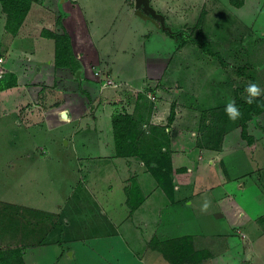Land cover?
Returning a JSON list of instances; mask_svg holds the SVG:
<instances>
[{
  "label": "rangeland",
  "instance_id": "1",
  "mask_svg": "<svg viewBox=\"0 0 264 264\" xmlns=\"http://www.w3.org/2000/svg\"><path fill=\"white\" fill-rule=\"evenodd\" d=\"M80 1L87 8V17L70 8L71 2L76 5L79 1L33 0L21 35L14 41L12 34L4 28L5 15L0 10V56L3 59L0 61V81L5 83V87L0 88V247L21 248L26 264H61L63 261L96 264L90 237L93 226L100 225L93 223L101 220L100 224L106 229L113 209L120 210L121 202L127 201L128 192L122 188L117 175L111 169L101 168L107 161L86 160L81 155L98 151L93 115L101 101L116 104L118 106L113 110L123 112L127 110L121 103L137 104L138 93H144V100L142 98L137 106L142 109L143 127L147 130L140 141V147L146 151L153 144L149 135L155 133L154 136L161 138L162 134L161 128H152L151 124L165 126L164 130L170 136L168 116L173 102L170 97L167 104L160 102L164 106L160 109H164L166 116L164 124L147 119L148 104L152 103V111L154 102L159 101L158 96L147 91L150 87L146 86L147 81L152 76H157L153 80L171 86L175 82L184 83L188 78L201 79L204 67L192 59H201L211 50L222 57H246L243 58L246 62L236 68L238 73L239 70L242 72L238 74L240 89L230 91L231 101L236 100V94L246 99L245 89L251 83L264 90V0H249V5L258 3L256 8H260L252 15L246 11H229L224 0H150L165 15L166 24L172 30L182 29L201 44L189 41L183 47L178 46L181 37L170 35L151 18L136 13L134 0ZM57 19L70 35L77 70L86 69L80 78L75 67L55 65L54 39L41 34L45 27L62 30ZM9 44L13 49H7ZM123 48L128 50L121 53ZM78 52L83 61L89 59L88 64H81L76 57ZM108 55L115 59L114 67L120 66L122 76L127 78V84L120 85L130 87L124 92L126 101L118 98L122 92L116 95L118 87L113 85L116 80L95 75L96 56L106 58ZM203 80L208 86L204 75ZM138 86L143 89L135 90ZM216 97L219 107L205 110L202 103L195 113L196 117H201L196 129L199 144L218 142V137L222 138L227 131L240 132L239 119L230 120L225 111L230 101L228 97H220L218 93L211 96L212 99ZM212 99L206 98L205 103L212 104ZM64 106L72 115L70 119H79L63 120L65 117L61 116L60 110ZM254 116L255 123L250 122L257 125L258 118L256 114ZM262 138L263 135L258 138L250 155L246 152V165L242 169H246L247 175L231 177L235 170L229 167L227 183L230 190L255 208L259 206V193L252 180H261L264 190ZM245 146L241 144L237 151ZM252 155L255 158L250 157ZM218 167L221 168L220 164L214 165L212 171ZM221 177L212 172L211 179L205 182ZM128 179L136 182L134 175L125 178ZM240 181L244 183L243 189L239 188ZM138 189L136 186L135 190ZM185 190L181 188L177 197L185 195ZM99 202L102 213L99 208L97 210ZM39 211L52 213L48 214V224L40 223L43 216H39ZM257 216L264 225V214ZM77 234L81 240L72 238ZM107 258L111 262L116 260L114 256L107 255ZM161 264L171 262L166 259Z\"/></svg>",
  "mask_w": 264,
  "mask_h": 264
},
{
  "label": "crops",
  "instance_id": "2",
  "mask_svg": "<svg viewBox=\"0 0 264 264\" xmlns=\"http://www.w3.org/2000/svg\"><path fill=\"white\" fill-rule=\"evenodd\" d=\"M73 1H79V4L75 5L73 3L74 5H72L71 2L72 7L70 8H73L79 15L84 14L87 17L85 4L80 0ZM250 2L249 0H244L241 6H235L230 0H224L229 11H246L247 13L251 12L252 15L255 10L260 8H256L258 3L252 2L249 5ZM221 3L224 4L223 1ZM0 8L4 12L2 6ZM4 15L6 20L5 12ZM26 19L27 17L25 21ZM24 22L19 29V33L12 35V41L21 35L20 32L23 29ZM7 49H13L12 45L9 44ZM127 50V48H123L121 53ZM237 54L243 55L240 52H237ZM76 57L79 58L78 60L82 65L89 62V59H86L88 61H83L82 54L79 52ZM244 57L243 55L239 59L235 56H223L226 61V64L223 65L218 57L207 54L201 59H192L204 67L201 69L203 73L201 79L194 81L192 78H188L184 83L175 82L174 86H171V84H163L161 80H153L157 77L154 74L155 76H152L150 81H147V85L145 84L150 86L147 91L154 96H158L159 99L158 102H154L153 110L148 115L150 122L164 124L166 116L164 109H160L164 107L160 102L167 104L170 97V101L173 100L175 103V117L172 122L168 123L171 165L173 168L186 167L190 172L188 181H186V173L183 171L180 173L182 176L180 181H178L175 173H171L172 180L167 181L168 184L166 186L168 191L159 184L141 158L136 155L123 156L116 154L111 118L113 112L119 111L113 110V107L118 105L111 104L106 100L98 104L97 111L93 115V120L95 121L93 124L94 135L98 143V151L81 155L86 160L102 159L107 161L101 168L105 167L103 170L111 169L117 175L118 181L124 190L126 189L125 184H132L134 190L137 186L139 191L135 190L136 193L133 192L131 205L124 199L121 202L120 210H115L111 207L114 213L109 216L110 223L106 225V229L100 224L101 220L93 223L95 225L99 223L100 225V227H97V225L93 226L94 232L90 237V240H92L91 246H93L92 249L95 254L93 256H96L94 259V261H97L96 264L164 263L167 257L159 244L151 242L153 237H157L159 240H178L190 237V239L186 240L188 255L184 264H254L255 261L257 264H264V225L260 221V217L257 216L258 213L264 214L262 181L255 182L252 180V184L255 185L259 193V206H256V208L249 205L248 202L245 203L238 194L230 190L227 184L230 176L245 177L247 175L246 169H242L246 165L244 157H246V152L249 155L251 154L250 150H253L258 138L263 135L262 139H264V112L256 115L258 118L257 125L252 123L255 117L248 121V130L254 137L252 143H248L240 132L231 133L227 131L222 138L218 137V142H200L199 144V132L196 131L201 123V117H196L195 113L199 111V106L201 107L202 103L205 110L219 107L218 98L216 97L214 100L211 96L213 97L218 93L220 97H228V101H231L230 91L233 88L234 90L240 89V84L238 83L240 75H238L236 68L238 69L239 65H243L246 62L243 59ZM114 63L115 59L110 58L109 55L106 58L96 56L94 65L97 74L95 75L111 81L116 80L115 83L117 85L113 84L118 87L116 95L122 92L123 96L121 94L118 98L126 101L125 97L127 95L125 94L124 96V92H126L125 90L128 86L120 87V85H124L123 83L127 84V78L122 76L121 67H114ZM234 65L238 67L233 68ZM83 68L81 67V74L85 75L84 70L86 69ZM203 75L207 80L208 86L203 80ZM88 76L90 77L91 75ZM142 89L143 86H138L135 90ZM108 90L116 91L114 89ZM154 91H156L155 94L153 93ZM206 98L212 99V104H206ZM122 104H125L128 112L136 109V102L127 105L123 102ZM64 108L60 110V114L63 116L62 112L65 111L66 116L63 117L66 119L63 118V120H67L72 115L69 114L67 106H64ZM73 119L79 118L75 117ZM241 144L247 146L238 152L237 150ZM228 147L232 149H228ZM88 157H91V159ZM250 157L255 158L253 155ZM216 164H220L221 168L218 167V170L212 171ZM210 166L213 167L210 168ZM229 167L235 170V174L229 176ZM211 171L221 174L222 179L217 178L213 182H205L208 178L211 179ZM130 175L135 176L136 182H132L131 179L125 180ZM223 178L226 180H223ZM196 183H199V185ZM238 184L239 188H244L243 182ZM181 188L187 189L185 190L186 194H181L182 196L177 197L176 193ZM139 194L141 200L138 197ZM206 203L208 207L205 210L204 205ZM97 204V210L99 208V213H102L101 203ZM247 213L249 215L245 217ZM119 214L120 218H118ZM72 238L82 239L80 234L74 235ZM197 252L203 253V257L200 260L195 258V253ZM107 255L109 257L114 256L116 260L111 262ZM61 264L73 263L63 261Z\"/></svg>",
  "mask_w": 264,
  "mask_h": 264
},
{
  "label": "trees",
  "instance_id": "3",
  "mask_svg": "<svg viewBox=\"0 0 264 264\" xmlns=\"http://www.w3.org/2000/svg\"><path fill=\"white\" fill-rule=\"evenodd\" d=\"M3 11L6 13L5 20V29L10 32L12 35H17L21 25L23 24L26 15L31 7L33 0H0ZM230 2L235 6H241L244 3V0H230ZM57 22L60 24L62 30L43 28L41 34L53 38L55 42V65L59 67L68 66L75 67L77 70V62L74 60V55L72 52V42L69 33L66 31L64 26L61 24L60 19H57ZM172 36H179L180 41L178 46H183L187 42L191 41L193 43H198L197 38L186 33L184 30H171L168 31ZM201 45V44H200ZM208 53L218 57L222 64H226V61L223 59L220 53L214 51H208ZM75 70V71H76ZM239 73H242L239 70ZM5 83L0 81V88H4ZM144 93H138L137 105H140L139 102L142 98L144 100ZM237 103V104H236ZM235 105H238L240 112L242 113L241 118H239V127L241 136L252 143L254 140L253 135L248 130V121L255 117L254 115H259L264 112V98L259 97L256 99V102L249 105L246 103V99L241 98L236 94ZM149 109L148 113L151 112L152 103L148 104ZM136 109H140L138 106ZM134 112L128 111H115L112 113V127H113V136L115 144V152L117 155H136L141 158L148 168L151 170L159 184L165 187V190L168 191L167 181L172 180L171 173H175L178 177V181L182 180L180 173L183 171L186 173V181L190 175L189 170L186 167L173 168L171 165V149L169 146L170 136L164 130L165 126H156V124H151L150 127H159L161 128L162 134L160 137L157 135H149L153 139V144L150 145L146 151L140 147V141L142 134L146 133V128L143 127L144 119L142 118L141 110H136ZM175 115V103H171V109L168 116V123L172 122ZM148 119V118H147ZM155 132V130L153 131ZM164 147V149H163ZM158 151L157 155L155 154ZM128 192L127 203L132 204L134 186L128 184L126 186ZM133 190V191H132ZM136 193V192H135ZM138 193V192H137ZM139 199L141 196L139 194ZM39 216H43L40 222L47 224L50 222L49 217L52 213H40ZM52 216V215H51ZM47 217V218H46ZM190 237L183 239H165L159 240L157 237H153L151 242L159 244L160 248L164 252L165 256L171 264H184L185 259L187 258L188 251L186 246V240ZM203 257L202 252L195 253V258L200 260ZM0 260L4 263L2 264H26L23 258V252L21 248L11 247L3 248L0 247ZM0 261V264H1Z\"/></svg>",
  "mask_w": 264,
  "mask_h": 264
},
{
  "label": "water",
  "instance_id": "4",
  "mask_svg": "<svg viewBox=\"0 0 264 264\" xmlns=\"http://www.w3.org/2000/svg\"><path fill=\"white\" fill-rule=\"evenodd\" d=\"M135 1V9L136 13L141 15L143 18H151L153 21L157 23V25L168 31H171L170 28L165 21V15L159 12L150 2V0H134ZM76 75L80 78L81 77V69L77 70ZM63 116H66L65 111L62 112Z\"/></svg>",
  "mask_w": 264,
  "mask_h": 264
},
{
  "label": "clouds",
  "instance_id": "5",
  "mask_svg": "<svg viewBox=\"0 0 264 264\" xmlns=\"http://www.w3.org/2000/svg\"><path fill=\"white\" fill-rule=\"evenodd\" d=\"M247 93L246 97V103L249 105L256 102V99L259 98L261 95H264V90H262L257 84L251 83L249 86L245 89ZM228 117L232 121H236L239 118H241L242 113L240 112L239 108L235 105V101H230L225 109ZM208 204L206 203L204 205L205 210L207 209Z\"/></svg>",
  "mask_w": 264,
  "mask_h": 264
},
{
  "label": "built area",
  "instance_id": "6",
  "mask_svg": "<svg viewBox=\"0 0 264 264\" xmlns=\"http://www.w3.org/2000/svg\"><path fill=\"white\" fill-rule=\"evenodd\" d=\"M2 60H3V59H2V57L0 56V61L2 62ZM1 62H0V63H1ZM0 76H2V75L0 74Z\"/></svg>",
  "mask_w": 264,
  "mask_h": 264
},
{
  "label": "bare ground",
  "instance_id": "7",
  "mask_svg": "<svg viewBox=\"0 0 264 264\" xmlns=\"http://www.w3.org/2000/svg\"><path fill=\"white\" fill-rule=\"evenodd\" d=\"M66 119V118H65Z\"/></svg>",
  "mask_w": 264,
  "mask_h": 264
}]
</instances>
